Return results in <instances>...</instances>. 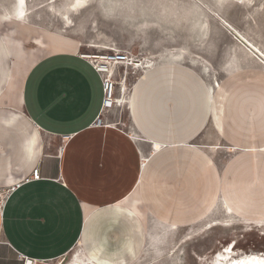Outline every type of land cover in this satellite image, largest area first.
<instances>
[{
  "label": "crops",
  "instance_id": "0c3cea01",
  "mask_svg": "<svg viewBox=\"0 0 264 264\" xmlns=\"http://www.w3.org/2000/svg\"><path fill=\"white\" fill-rule=\"evenodd\" d=\"M0 19L24 20L9 13ZM19 41L0 32V187L35 168L41 179L21 184L0 207V264H22L19 254L51 262L76 246L102 262L129 264L156 220L178 228L198 223L213 194L240 199L232 207L242 215L258 205L247 192L264 193V180L234 181L233 161L222 177L215 150L202 147L264 152L256 128L242 119L248 105L264 118L257 83H231L232 71L213 99L193 67L160 62L134 80L128 106L111 114L113 126L94 127L102 81L81 44L55 35L35 40L36 51ZM220 206L226 208L220 201L214 209Z\"/></svg>",
  "mask_w": 264,
  "mask_h": 264
},
{
  "label": "rangeland",
  "instance_id": "374dc122",
  "mask_svg": "<svg viewBox=\"0 0 264 264\" xmlns=\"http://www.w3.org/2000/svg\"><path fill=\"white\" fill-rule=\"evenodd\" d=\"M73 1L28 0L26 21L0 19V32L14 40L22 39L28 49L39 50L32 44L35 40L48 41L61 35L79 41L80 53L96 54L115 48L150 58L155 65L160 62L190 65L208 84L212 82L219 89L224 82L228 83L227 73L238 71L231 83L243 82L248 87L257 83V91L264 97L259 72H264V63L241 43V39L252 42L264 51V0H91L88 7L71 14L73 23L67 27L69 24L63 17ZM15 5L16 0H0V14L14 11ZM89 44L96 47L85 46ZM180 53L183 56L173 55ZM242 110L245 113L242 119L257 130L255 140L264 144V118L253 112L250 105ZM122 117H127L125 112ZM232 147L221 143L211 153L222 177L233 161L234 181H246L251 186L264 180V152L230 151ZM256 147L253 143L249 148L257 150ZM260 149L264 151V146ZM0 190L7 192L4 187ZM247 198L258 202L246 211L249 216L235 212L232 207L240 199L234 203L230 194H219L218 202L222 201L227 210L220 206L198 223L180 228L176 225L166 233L150 224L147 249L130 264H214L215 257L227 245L234 247L236 256L264 252V226L255 222L264 220V213H260L264 208L259 205L264 202V193L248 191ZM215 221L220 225L210 227V222ZM82 252L76 246L61 258L37 264H73L76 255Z\"/></svg>",
  "mask_w": 264,
  "mask_h": 264
},
{
  "label": "built area",
  "instance_id": "2783aa9c",
  "mask_svg": "<svg viewBox=\"0 0 264 264\" xmlns=\"http://www.w3.org/2000/svg\"><path fill=\"white\" fill-rule=\"evenodd\" d=\"M81 56L90 60L102 81V104L92 126L111 127L115 124L111 122V114L120 111L123 106H128L130 102L129 92L135 83L134 80L155 64L150 58H140L129 51L117 49L89 54L91 57H85L84 54ZM38 179H41V173L35 168L31 176L8 188L7 192L0 190V207H4L10 194L21 184ZM19 257L22 264H37L38 261L24 254H19Z\"/></svg>",
  "mask_w": 264,
  "mask_h": 264
},
{
  "label": "bare ground",
  "instance_id": "6f19581e",
  "mask_svg": "<svg viewBox=\"0 0 264 264\" xmlns=\"http://www.w3.org/2000/svg\"><path fill=\"white\" fill-rule=\"evenodd\" d=\"M253 0H248V2H250ZM245 2V0H244ZM239 3V2H238ZM247 3V2H246ZM245 3V4H246ZM53 4V3H52ZM62 4V3H61ZM91 4V0H74L70 5H69V8L67 9V12L64 14V21L66 22V24H69V25H66L67 27L71 26L73 21H72V16L71 14H77L79 13L80 10L88 7L89 5ZM15 10L14 11H11L9 14L10 15H13V16H16L18 18H21V19H24L26 20V17L28 15V11H29V7H28V0H16V5H15ZM37 9V8H36ZM54 12V11H53ZM239 39H241L240 36H238ZM243 41V42H242ZM79 42V41H78ZM240 42V41H239ZM241 42L243 44H245L248 52H250L254 58H256L258 61H261L264 63V51L262 50V48H260L258 45L252 43V42H248L246 43L244 40L241 39ZM80 43V42H79ZM83 45V44H82ZM85 46H89V47H96L95 45L93 44H89V45H85ZM107 46V45H105ZM244 46V47H245ZM108 47V46H107ZM105 48V47H104ZM110 48V47H109ZM115 49V48H113ZM84 54L85 57H91L89 56V53H82ZM173 55H176L177 57H181L183 56L181 53L180 54H173ZM175 57V56H174ZM195 60V59H194ZM200 65H203L201 62H198ZM204 66V65H203ZM155 69V68H154ZM141 80V79H140ZM209 89L212 93V97L214 99V96H215V85L211 82L209 83ZM208 90V89H207ZM210 98V97H209ZM214 102V101H213ZM215 111H216V107L213 108ZM214 116V115H212ZM216 118L219 120V122H221V120L219 119V117H217V114H216ZM188 119V118H187ZM223 123V122H222ZM197 124V123H196ZM198 125V124H197ZM200 125V124H199ZM223 125V124H222ZM196 127V125H195ZM204 127V126H203ZM200 128V127H199ZM201 129V128H200ZM199 129V130H200ZM217 129V128H216ZM219 130V129H218ZM199 132V131H198ZM219 132V131H218ZM182 141V140H181ZM180 141V142H181ZM176 143V142H174ZM181 146V145H180ZM188 146H191V147H198L197 145H194V144H188ZM187 146V147H188ZM208 148H211V149H216L218 148V145L217 144H211V145H208ZM189 149V148H188ZM196 150V149H195ZM160 152V151H159ZM188 152V151H187ZM186 152V153H187ZM163 153V152H161ZM160 153V154H161ZM197 153V152H196ZM163 156V155H162ZM210 160V159H209ZM147 162V161H146ZM211 162V160H210ZM146 164V163H145ZM178 169V168H177ZM179 172V171H178ZM179 174V173H178ZM212 199V205H211V208L210 210L205 214V217H208L210 214H212L215 210L214 208L216 207V203L218 202L219 200V195H215L213 194V198ZM152 218V217H151ZM171 218V217H170ZM151 222V220H149ZM155 221V220H154ZM226 222V221H225ZM255 222L257 223V225L259 226H264V220L263 219H255ZM154 223V222H153ZM156 223V224H155ZM155 227L159 229H161L162 231H164L166 233V231L170 228H174L176 227V223H166L164 221H161V220H156L155 221ZM150 225V224H149ZM216 225H220V222L218 221H215V222H210V227H214ZM227 225H231V224H227ZM148 228H151V227H148ZM156 229V228H155ZM154 229V230H155ZM153 230V231H154ZM149 234V232H148ZM160 238V237H159ZM146 239V237H145ZM150 240V239H149ZM148 245V244H147ZM174 246V245H173ZM145 248L147 249V247L145 246ZM172 248V247H171ZM226 249L224 250H221L218 255L215 257V261H214V264H264V252H253V253H250V254H246V255H243L242 256H236L235 255V249L233 246H229L227 245V247H225ZM145 249V250H146ZM144 250V251H145ZM169 250V249H168ZM149 251V250H148ZM172 251L175 252V250L173 249ZM169 252V251H168ZM150 253V252H149ZM144 254V253H143ZM144 259V257H143ZM152 259V258H151ZM150 259V260H151ZM145 260V259H144ZM137 261V260H136ZM143 261V260H142ZM38 263V262H37ZM140 263V261H139ZM73 264H109V263H105V262H102L100 260H97L96 258L94 257H91L89 255H86L84 252H82V254H78L76 255L74 261H73ZM130 264V263H129ZM150 264V263H149Z\"/></svg>",
  "mask_w": 264,
  "mask_h": 264
}]
</instances>
